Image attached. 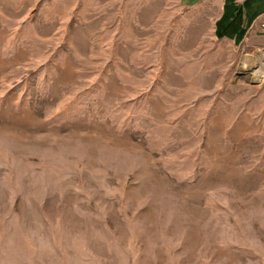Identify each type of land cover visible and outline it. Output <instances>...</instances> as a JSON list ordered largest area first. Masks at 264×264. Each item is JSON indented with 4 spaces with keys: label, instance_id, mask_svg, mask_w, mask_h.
Masks as SVG:
<instances>
[{
    "label": "rangeland",
    "instance_id": "rangeland-1",
    "mask_svg": "<svg viewBox=\"0 0 264 264\" xmlns=\"http://www.w3.org/2000/svg\"><path fill=\"white\" fill-rule=\"evenodd\" d=\"M260 58L200 4L0 0V264H264Z\"/></svg>",
    "mask_w": 264,
    "mask_h": 264
},
{
    "label": "crops",
    "instance_id": "crops-1",
    "mask_svg": "<svg viewBox=\"0 0 264 264\" xmlns=\"http://www.w3.org/2000/svg\"><path fill=\"white\" fill-rule=\"evenodd\" d=\"M182 1L209 11L216 37L253 50L264 48V0Z\"/></svg>",
    "mask_w": 264,
    "mask_h": 264
},
{
    "label": "bare ground",
    "instance_id": "bare-ground-1",
    "mask_svg": "<svg viewBox=\"0 0 264 264\" xmlns=\"http://www.w3.org/2000/svg\"><path fill=\"white\" fill-rule=\"evenodd\" d=\"M263 64V66H264V63H262ZM262 67V66H261Z\"/></svg>",
    "mask_w": 264,
    "mask_h": 264
}]
</instances>
